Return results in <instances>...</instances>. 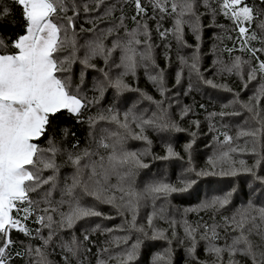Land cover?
Segmentation results:
<instances>
[{
  "label": "snow or ice",
  "instance_id": "obj_1",
  "mask_svg": "<svg viewBox=\"0 0 264 264\" xmlns=\"http://www.w3.org/2000/svg\"><path fill=\"white\" fill-rule=\"evenodd\" d=\"M89 2L92 6L84 3L83 12L99 14L86 18L92 27L81 26L78 32V0H0V264H16L17 260L23 264H89L91 236L100 225L87 222L94 217L111 218L97 204L107 205L123 217L120 230L127 234L97 247L95 264L113 260L138 264L142 247H149L146 241L158 240L166 241L167 246L149 251L151 259L146 264H177L173 240L183 248L180 264H264V207H257V201L264 204V175L259 174L264 166V0ZM126 6L132 9L130 17L125 15ZM104 21L106 26L98 28ZM205 27L219 29L212 35L213 76L235 77L240 91L203 75ZM153 29L163 41V64L157 62L159 45L153 41ZM85 31L91 35L81 43L79 33ZM225 37L232 47L224 43ZM173 50L177 63L173 86L179 89L187 79L184 96L198 91L197 84L232 95L221 111L206 117L209 130L223 137L212 138L216 147L207 157L210 167L195 166L193 145L198 133L181 127L173 118L178 115L182 121L195 116L194 104L179 106L176 101L178 111H169L172 101L167 95V78ZM218 50L227 52L228 59L217 55ZM140 69L160 99L132 87ZM89 70L99 73L90 84ZM253 82L255 87L244 99L240 93ZM109 89L112 102L102 107ZM125 92H138L139 99L123 111L121 119L114 105L127 107V99H122ZM140 100L154 106L150 117L144 115L147 109L137 110ZM199 107L205 109L203 103ZM228 108L231 110H223ZM243 113L254 125L236 132V141L246 138L243 146L234 144L232 135L211 123L214 117L223 120ZM68 120L72 126L65 122ZM101 122L112 127L97 128ZM187 122L190 127H200L199 120L189 118ZM76 125H87L83 146L73 130ZM149 131H187L190 139L181 153L171 135L162 137L163 153L156 155L151 151ZM129 139L142 141L145 147L131 150ZM234 154L251 157V164ZM146 157L165 162V169L178 162L181 173L177 181L167 180V171L141 179V170L150 167ZM65 165L71 171L61 176ZM240 174L251 180L246 192L240 190L244 200L237 206L233 199L236 187L213 188L212 184L214 178ZM201 181L208 186L202 199ZM184 194L199 201L194 208L185 209L184 215L202 211L207 221L203 217L194 223L183 217L177 221L169 214V198ZM148 206L146 224L138 223L140 210ZM155 220L168 228L156 227ZM178 223L182 235L177 232ZM112 231L103 229L101 235ZM13 232L22 239H13ZM132 233L135 240L129 244ZM15 244L20 247L13 251ZM120 244L123 250L111 254L110 246ZM201 245L205 259L197 252ZM54 255L59 259L49 258Z\"/></svg>",
  "mask_w": 264,
  "mask_h": 264
},
{
  "label": "trees",
  "instance_id": "obj_2",
  "mask_svg": "<svg viewBox=\"0 0 264 264\" xmlns=\"http://www.w3.org/2000/svg\"><path fill=\"white\" fill-rule=\"evenodd\" d=\"M89 0H78V4L81 5V11H80V19L77 21V31L79 32V29L81 26H83L84 29H88L90 27H92V25L86 23V18L91 17V16H95L98 15L99 13H88L85 14L82 10V5L84 3H88ZM91 3L90 6L91 7ZM125 11V15L127 16H131L132 15V9L128 6L125 7L124 9ZM116 15H119V13L117 12ZM205 24L208 23V21L206 19H204L203 21ZM226 23V21H221ZM129 27H131V20L127 21ZM150 24H152V22H149ZM107 24V21L101 22L100 24H98V28H104ZM165 26H169V22L165 21ZM218 29H213V28H208L205 27L204 31H203V38H202V46H201V51L203 54V59L204 61H206V65L205 68L207 70H209L208 72H206V74L209 76V78L214 79V82L221 84V83H226L233 91H240V84L239 81L235 78V77H228V78H216L213 76V69H212V60H213V54L211 51L212 48V44L214 43V40L212 39V35L213 33H218L217 32ZM91 34L88 33L87 31L85 32H81L79 33L80 36V42L82 43L83 40L85 38H88ZM153 41L159 45L156 49V56H157V62L160 64H163V56L162 53L164 51L163 49V41H160L156 35L155 30L153 29ZM234 35V34H233ZM189 42L193 43L194 41H192L191 37L189 36ZM219 43V42H218ZM224 43L227 44L228 47H232V42L229 41L226 37L224 39ZM222 56L228 59V53L227 52H221ZM81 55L82 50H81ZM234 54H240L239 52H235ZM173 59H174V50L172 53ZM96 63L98 64V66H102L101 62L96 61ZM172 65L173 67H169L168 69V78H167V87L168 89H170V91L167 93L168 96H171V93H174L176 91V87H174V71L177 67V63L172 61ZM77 68V70L79 69V65L75 66ZM139 75H142V73H138ZM94 75H99V73H94L92 70H89L88 73V81L89 84L91 83V80L93 78ZM132 87L133 88H139L145 92H147L149 95H152L155 99H160L158 93L155 91V89H153L152 85L147 81L146 78H144L143 76H138L136 78L135 81H132ZM250 87V86H249ZM213 91H215L214 89H211ZM250 90V89H248ZM247 90V91H248ZM246 91V92H247ZM241 92V96L244 99H247V96L251 94V92ZM177 93V92H176ZM174 95V99L175 101H179V104L181 106L183 105H193L194 104V111L196 113L195 116H190V117H186L184 120H180L178 115H174V119H176L181 127L185 128V129H189L190 131H198L197 133H204L207 132V130H204V126L206 124V117L207 114L209 112H219L221 111V106L222 104H224L223 102H219L218 98L216 96H213V93L209 90L206 91H200V92H193L191 95L189 96H184L183 95V88H181L179 90V95ZM91 94V93H90ZM227 102L232 99V95L231 93L227 92ZM135 96V93L132 95V97H128V94L123 93L122 95V99L126 98L128 100H131L133 97ZM112 97H113V91L111 89L107 90V92L105 93V99L102 100V104L101 106L103 107V104H106L104 107H107L111 102H112ZM203 103L205 105V109H201L199 107V104ZM122 106L125 110L126 107L123 106V104H119V106ZM173 107L170 110V113H175L178 111V109H176V105H172ZM114 107H117V105H114ZM151 108H154L153 105H151ZM224 111H230L231 109H223ZM244 115H247V113H243ZM241 114L239 116H231V118L233 119V121H238L237 117H244V115ZM196 119L200 121V127L199 129H196L194 126L190 127V125L188 124V119ZM228 118V116L224 117L223 120H221L219 117H214L212 118V120H214V124L213 126L216 129H219L220 132L223 131H227L230 135H232L234 129L231 125V123H229L226 121ZM226 124L228 125L227 128L222 127V124ZM69 126H72L73 122L68 120L65 121ZM248 124L245 128H248L250 126H254L253 122L249 119ZM74 131L77 132V136L78 138L81 140L82 142V146H83V142L85 140V136H86V130H87V125H84L83 127L76 125L73 128ZM149 135V138L152 140V146H151V151L153 153H155L156 155H160L163 153V147H162V137H167L169 135H171L172 137V142L174 143V146L176 148L177 151L179 152H183L182 149V145L184 143H186L190 137L188 135V132H179V133H174V134H157V133H153L151 131H149L147 133ZM212 137H209L207 135H203L200 139L195 140V143L193 145V160H194V164L195 166H197L198 168H204V167H210L207 164V157L210 156L208 155L207 152V146H209V142H215L212 138L213 136H217L219 139H223L222 136L219 135V132H211ZM233 136V135H232ZM234 137V136H233ZM246 138H241L239 141H234L235 143L240 144L241 146L244 145V140ZM129 140H133V139H129ZM42 143V140H41ZM127 147L131 150H135L136 146L132 145L129 141H127ZM140 147L144 148L145 145L143 144V142L141 141L140 143ZM234 158H243L246 159L248 161L249 164H251L252 160L251 157L247 156V155H239V154H234ZM145 162L150 164V167L147 169H142L141 173H140V178L143 179L145 177H153L156 176V174L158 172H163V171H167V177L166 179L171 181V182H176L177 181V177L180 175L181 173V165L178 162H172L170 167L165 169L164 168V164L165 162L163 161H153L151 160V157H146L145 158ZM71 169L68 166H63L60 169V173L61 176H63L64 174L70 172ZM259 174L260 175H264V166H262L259 169ZM251 178L249 176H247L246 174H240L237 177H223V178H214V182L212 184L213 188H223V189H230L231 187H236L238 189L237 193L234 195V201L236 202L237 206L241 205V202L244 200L243 195L241 194L240 190H243L244 192H246L248 190V183L250 182ZM207 184L204 181H201L199 184V191L201 193V199L204 196V190L205 188H207ZM212 194H216V193H212ZM170 199V204L168 205V210H169V214L171 216H174L175 218L180 216L185 209H190V208H194L199 201L194 198V197H190L187 194L184 195H173L172 197L169 198ZM158 204H160V201H157ZM96 207L98 208V210L102 211L103 213H105L106 216H110V219H103V218H91L87 223L89 226H94L95 224H99L100 225V230H97V232L91 236V240L93 241L92 244V254L89 256V264H95V253H96V248L97 247H103L104 244L103 242L112 238V237H120V236H124L127 234L126 231H121L120 230V226L123 225V221L124 218L117 215L115 210L111 209L109 206L107 205H102V204H97ZM257 207H264V204H261L259 201H257ZM147 211H151L150 207H145L142 208L140 210V215L138 218V223H144L146 224V212ZM187 216L185 217V219H187L190 223H194L198 220L201 219V217H203V219L205 221L208 220V216L206 213L200 211H189L186 214ZM217 219H219V217H217ZM156 223V227L158 228H168V225L166 223H163L159 220H155ZM210 222V221H209ZM81 223H84L83 221ZM30 227H32L33 225L29 224ZM124 227L126 228V225H124ZM112 229L113 231L111 233L105 232L103 235H101V230L103 229ZM177 232L179 235H182V231L180 229L179 223L177 224ZM13 239H22V237H19L17 233L13 232ZM135 233H132L130 235L129 238V244H131V242H133L135 240ZM169 237L171 238V233L169 232ZM146 244L149 247H142L141 249V255L138 257V264H146V262L150 261L151 256L149 255V251L151 252H157V251H162L163 248H165L167 246L166 241L164 240H158V241H146ZM20 247L19 244H15L13 246V251L18 250ZM172 247L175 249L176 251V255H175V260L177 262V264H180V262L182 261V257H183V248L178 246L176 241L173 240V244ZM124 248L123 244H120L119 246H110L109 251L111 254L115 255L117 253H119L120 251H122ZM197 252L200 256L201 259H205L203 250H202V245L200 247H198ZM50 259H59V257L57 256H50ZM16 264H23L22 261L17 260ZM110 264H117V261L113 260L110 262Z\"/></svg>",
  "mask_w": 264,
  "mask_h": 264
},
{
  "label": "rangeland",
  "instance_id": "obj_3",
  "mask_svg": "<svg viewBox=\"0 0 264 264\" xmlns=\"http://www.w3.org/2000/svg\"><path fill=\"white\" fill-rule=\"evenodd\" d=\"M105 2L106 3H109V2H111V0H105ZM89 3V6H90V2H88ZM100 11L102 12L103 11V8H101L100 9ZM90 13H94V12H90ZM219 31V29L217 30V32ZM174 43V42H173ZM216 43H218V42H216ZM202 44H203V42H202ZM202 49V48H201ZM217 55H220L223 59H225V60H227V58H225V57H223L222 56V53H221V51H217ZM203 54H202V60H201V71H202V73H203V75L206 77V78H209V76L206 74V72H208L209 70H207L206 68H205V65L207 64L206 63V61H204V59H203ZM173 61L174 62H176V58H175V52H174V59H173ZM170 67H173V65L171 64V66ZM206 71V72H205ZM142 73V75H139L138 73ZM138 73H137V77L138 76H143L144 78H145V76H144V72H143V69H140L139 71H138ZM96 76H98V75H96ZM187 83H188V81H187V79H185V80H183V82H182V86L178 89V88H176V91L174 92V93H171L170 95L171 96H168V98L172 101V105H176V106H178L177 105V103H176V101L175 100H173L174 98V95L173 94H175L176 92H179V90L181 89V88H184V87H186L187 86ZM194 83H196L195 82V80H194ZM250 87H249V89L250 90H248L247 92H251L252 91V89L255 87V82H253V84H251V85H249ZM197 87H198V91L197 92H200V91H206V90H209V91H211L212 93H213V96H216L217 98H218V100H219V102H223L224 104L225 103H227V91H223V90H219V89H214V88H212V87H210V86H207V85H204V84H197ZM211 89H214L215 91H213V90H211ZM246 92V93H247ZM126 94H128V97H132V95L135 93V96L131 99V100H128L127 99V101H128V103H127V107H126V109L127 108H129V107H132V104L133 103H135L138 99H139V93L138 92H125ZM101 104H102V102H101ZM106 104H103V107L105 106ZM171 105V108L173 107ZM109 106V105H108ZM124 106V105H123ZM179 106H181L180 104H179ZM120 112H121V119H123V115H122V113H123V111H126L121 105L119 106V105H117V107H116ZM171 108L169 109V111L171 110ZM142 109H147V111H145L144 112V115H145V117H150L151 115H152V111H154V108H151V105H150V103L148 102V101H146V100H140V102H139V104L137 105V110H142ZM176 109H178V107H176ZM244 115V114H243ZM237 118H240V119H237L238 121L236 122V121H233L232 122V118H231V116H228V118H227V122H228V120H229V123H231V125H232V127H233V129H234V131H233V133H232V135L234 136V141H235V136H236V132L239 130V129H241V128H245L247 125H249L248 124V121H249V119H248V116L247 115H244V117H237ZM226 121H225V124H226ZM211 123L212 124H214L215 122H214V120H212L211 121ZM103 126H107V127H112L111 125H106V124H104L103 122H101L100 124H98L97 125V128H99V127H103ZM204 130H207V132H204V133H199V134H197V139H200L203 135H207V136H209V137H212V135H211V132L212 131H210L209 130V120L208 119H206V124H205V126H204ZM198 132V131H197ZM160 134H165V133H160ZM132 145H135L136 146V149L135 150H141V149H143V148H141L140 147V143H141V141H139V140H128ZM215 147H216V144H215V142H212V141H210L209 142V146H207V152H208V155H210V154H212V152H213V150L215 149ZM157 206H159V204L157 203ZM150 207V206H149ZM169 208V207H168ZM150 210H151V207H150ZM149 211H147L146 212V214L148 213ZM187 215H184V212L180 215V216H178V217H176V219H177V221H179L182 217L185 219V217H186ZM154 223H155V225H156V223L157 222H155L154 221ZM159 227V226H158Z\"/></svg>",
  "mask_w": 264,
  "mask_h": 264
}]
</instances>
